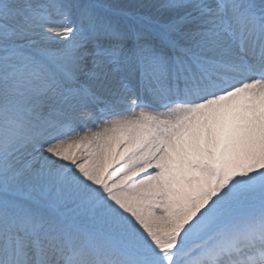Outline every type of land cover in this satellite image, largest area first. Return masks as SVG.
Segmentation results:
<instances>
[{
	"label": "rangeland",
	"instance_id": "1",
	"mask_svg": "<svg viewBox=\"0 0 264 264\" xmlns=\"http://www.w3.org/2000/svg\"><path fill=\"white\" fill-rule=\"evenodd\" d=\"M25 1L17 0L21 10L25 9ZM54 1L51 9L31 4L26 10L48 18L51 23L55 20H59V25L65 22L62 24L64 30L71 26L73 32L66 36L62 34L63 37L55 42L44 41V48L39 50L33 48L36 44H27L28 36L24 35V30H31L28 22L11 15L9 0H0V70L9 68V63L14 59L26 60L16 69L20 90L14 99L0 101V264H20L22 261L15 256V251L24 249L30 253L32 264H48L50 261L57 264H210L214 256L198 262L196 259L190 260L201 252L209 255L214 248L225 247L226 238H230L228 243L234 241L238 232H242L246 240L253 238L254 231L260 227L254 229L257 226L255 223L261 219L250 222L248 218L256 216L264 208V151L261 162H256L257 168L252 165L255 173H251L249 167L239 161L236 167L232 166L227 172H221L218 161L202 165L201 169L195 163H187L201 173L206 170L213 181L210 188L203 190V198H207L210 205L200 207L197 201L200 194L189 192L191 184L177 172H169L162 177L160 192L150 193L149 189L144 193L139 192V187H145L141 180L155 171L153 160L159 152L150 153L146 157V164L128 172L117 184L104 176L107 180L88 187L82 182L81 192H73L65 197L57 184L62 174L80 161L79 158H68L66 154L62 158L56 155L61 150L48 149L35 161L38 166L35 174L39 175L36 178L44 174L48 175V179L39 182L26 177L25 180V168L19 162L15 163L16 156L8 150V145L12 139L20 138L25 144L26 141L34 143L38 149L57 132L64 134V130L70 127L61 124L68 115V112H62L63 108L67 109L63 99L59 100V105L53 111L34 109V103L39 100L35 98L31 101L33 99L25 95L24 89L36 82L45 91L38 98L46 97L48 93L65 94V101L77 107L76 115L89 111L97 119L106 112L104 100L85 103L88 97H93L95 90L90 88L93 82L105 83L110 72L115 74V85L111 88L114 91L122 84L124 89L130 88V85L135 88L138 84L147 86V77L150 79L149 95L159 86L164 93L175 98H169L172 102L195 100L182 96H195L203 90L201 88L208 87L210 83L205 81L204 75L210 77L211 71H218L217 66L221 64L225 68L230 64L235 67L233 58L236 56L248 62L247 65L250 63L249 55L245 53L250 49H244L242 45L257 31L256 26L262 27L260 19H264V0H198L202 1L200 5L205 7L204 10L196 5L177 13L181 14L180 17L155 26L150 24L156 22L149 16L126 17L119 14L118 20L126 23L119 29L111 24V0ZM174 1L184 0H170L168 6ZM145 7L149 10V5ZM252 11L257 15L254 17L256 19L251 18ZM142 25L155 30L146 32ZM112 30L123 32L119 35L118 32L112 33ZM28 35L40 37L35 33ZM78 35L87 40V49L86 45L79 44ZM249 41H252V37ZM258 41L254 38L255 46ZM263 49L264 40L260 41V49L255 50L257 58L262 55ZM78 53L85 54L81 60H75L74 55ZM121 64L130 74H137L138 79L131 77L127 84ZM199 66L205 67L208 73L203 75ZM232 67L227 68L228 72L234 71ZM58 70L63 72V77L69 76L68 79L62 80V75H57ZM12 74L6 75L10 81ZM194 75L198 76L199 81ZM192 76L196 78L194 82L188 80ZM213 78L210 77L211 82ZM159 79H163L168 89ZM139 85L137 88H142ZM68 88L72 90L71 95ZM105 97V100L115 101L117 94L111 92ZM127 111L124 108L114 111L113 115L120 116ZM28 112L30 115H27ZM50 115L56 120L47 121ZM41 126H46V130H37ZM32 129L42 136L40 140L29 133ZM237 146L233 148L242 149L240 144ZM225 147L222 144L220 151L224 152ZM125 149L126 153L119 157L118 152V164L141 152V148L136 147L127 146ZM29 155H32L31 152ZM116 161L112 160L102 171L106 167H114ZM149 164L152 167L146 169ZM109 171L105 175L109 176ZM81 176L80 172L76 173L77 179ZM246 193L253 196L243 198ZM217 195L219 198H216ZM258 206L257 212H252ZM209 210L213 213L209 218L201 217L196 222L198 215ZM200 211L203 212L197 215ZM176 213L183 215L166 222ZM51 228L73 233L76 239L71 243L54 241ZM259 233L260 230H257L256 234ZM263 235H259V240L251 249L242 246L239 250L245 252L241 255L251 261L250 264L264 260L257 257L264 254ZM94 245L103 249L98 256ZM221 252L222 249L217 250V254ZM91 258L92 261L84 262ZM214 263L226 264L228 258L219 256Z\"/></svg>",
	"mask_w": 264,
	"mask_h": 264
},
{
	"label": "bare ground",
	"instance_id": "2",
	"mask_svg": "<svg viewBox=\"0 0 264 264\" xmlns=\"http://www.w3.org/2000/svg\"><path fill=\"white\" fill-rule=\"evenodd\" d=\"M111 1L110 7H112V9L109 10V12H111L109 16L112 18V26H118L117 29H119L121 25L123 26L126 24L118 20L117 17H119V14H125L126 17L149 16L151 20L156 22H150V24L155 26L180 17L181 14H176L184 9L195 7L196 5L201 10L205 8L203 5H200L202 1L198 0L174 1L175 3L171 2L170 6H168L170 0ZM23 3L26 6L24 7L25 9L21 10L22 7L18 5L17 0H9V12L12 16L23 18L25 23L28 22L31 30L25 29L24 32L26 34L24 35L28 36V45L32 43L36 44L33 48L42 50V48H44V45H42L44 41L55 42L63 37L61 36L62 34L66 36L68 33L73 32L71 26L64 30L62 24L65 22H60L61 24L59 25V20H55L56 22L51 23L48 18L44 19L35 13H28V10H26L31 4L36 6L42 5L51 9L52 5L55 4L54 0H26ZM148 5L149 10L145 7ZM144 27L146 28L145 31L149 33L155 30V28L150 26ZM134 29L136 32L138 31L137 28ZM117 32L116 30H112V33ZM122 32L123 31L118 32L119 35H121L120 33ZM34 33L39 34L40 37L28 35ZM78 40L80 45L87 44V40L79 35ZM226 46H228V44ZM248 46L252 49L255 48L253 42H249ZM87 47L86 45L85 49H87ZM84 55V53L75 54V60H81ZM17 56H20L19 53H17ZM233 60H235L240 67L242 74L247 72L241 57L236 56ZM25 62V59L17 58L9 63V68L4 67V69L0 70L1 102L5 99H14V96L20 90L16 78V69ZM255 64L257 65L256 62ZM120 67L123 69L122 64ZM11 72H13V74L10 81L6 75ZM123 72L124 80H128L127 84L131 80V77H134L136 80L138 79L137 74H133V76L130 74V71H126L125 69H123ZM57 75H62V80H67L69 77H63V72L59 70L57 71ZM73 75L77 76L76 74ZM248 79L249 76L245 77V75H242L241 79L237 82L238 85L229 93L224 89L213 95L208 101H198L189 104V106H179L178 103L175 102L163 105L162 102H164V99H169L170 97H168L166 93L162 91L163 88L159 86L152 90L153 94L149 95L150 79L147 77H145L146 82H148L147 86L138 84L139 87L142 88H137L138 85H136L135 88L130 85V88L124 89L125 86L122 84L119 89L114 91L111 88L115 85L113 84L116 81L115 74L114 72H110L105 83L100 84L99 82H93L92 87H90L95 90L93 97H88L85 103H93L96 99L104 100L103 104L105 105L106 112L99 119L89 111L79 116L76 115L77 107L71 105L69 101H65V94L52 95L48 93L46 97L38 98L39 94L42 93L44 89L39 86L38 82L32 83V85L26 87L24 91L26 96L33 99H30L31 101H34L35 98L39 100L38 102L36 100V103H34V109L53 111L54 108L59 105V100L63 99L67 109L63 108L62 112H68V115L66 116V120L63 122L61 121V124L63 127L65 125H70V127L64 130V134L63 132L62 134L61 132H57L38 149H36L34 143L32 144L26 141L25 144L21 142L22 139L18 138L12 139V141L9 142L8 150H11L12 155L16 156L17 161H15V163L19 162L22 168H25V180H27L26 177L28 179L34 178L38 181L48 179V175L46 176L43 173L40 178H36L39 175L35 174V169L36 167L38 168V166L35 165V161L40 154L48 149L61 150V152H57L56 155L62 158L63 154H66L68 158H79L80 161L69 170L67 169L68 171L62 174L57 184L60 187V192L63 193L61 195H66L67 197L71 196L73 192H81L82 182H84L86 187L107 179L117 184L119 179H123L128 172L135 170V168L139 167L141 164H146V157L150 156V153L159 152L158 156H155L153 160L155 171L149 173L146 175L147 178L141 180L140 183L144 184L145 187H139V192L144 193L146 192L144 190L148 189L150 193L160 192V187L163 186L161 185L162 177H165L169 172H177L181 177L186 179H184L185 181L191 184L188 188L189 192L200 194L197 200L201 204L200 207H203L205 204L210 205L207 202V198H203V190L210 188L213 183V181L210 180L209 173L206 170H203L201 173L198 168H192L188 166L187 163H195V165H198L199 169H201L202 165L208 164L211 161H218L221 166V172H227L232 166L236 167L239 161L249 167L251 173H255V168L252 165L254 164L256 167V162H261L262 159V152L264 151V83L258 82L255 79L251 81ZM224 83L228 85L226 81H224ZM165 86L166 85H164V87ZM8 92L10 93L7 96ZM71 92L72 90L68 88L69 95H71ZM87 92L92 93L91 91ZM111 92H116V100H105V95ZM69 95L67 97H69ZM137 100L139 102H137ZM160 100H162V102ZM141 101L144 103L143 105L140 104V106L139 103H141ZM124 108L128 109L126 113L120 116L113 115L114 111H119ZM27 115H30V113L28 112ZM50 119H53V121L56 120V118H52L51 115L48 116L47 121ZM41 129L46 130V126H41L37 130ZM35 131L36 129H32L29 133L35 134L34 137L40 140L42 136L38 131L34 133ZM222 144L226 146L224 152L220 151ZM239 144L242 147L241 150L233 148ZM216 145L219 149L215 147ZM118 146L120 148L117 149ZM127 146L130 148H141V152L136 156L129 157L121 164H118L116 161L118 159V152H120L118 157L123 155ZM237 148L240 149L238 146ZM29 152H31L32 155H29ZM112 160L116 161L114 162V167H106V169L102 171V169L105 168L104 166ZM50 166L55 168L54 165H48V167ZM150 167H152V164L147 165L146 169ZM107 171L110 172V175L108 174L109 176L105 175ZM79 172L82 176L77 179L76 173ZM46 174H48V172ZM104 176L107 177V179H105ZM250 196L253 195L246 193L243 195V198ZM216 198H219V195H217ZM218 200L221 201L220 199ZM258 208L259 206L252 212L257 211ZM201 212L203 211H200L197 215ZM212 214V210L206 213L204 211L198 215L196 222H199L201 217L209 218ZM182 215L177 213L173 214L166 222H172ZM262 215V221H264V209L262 210ZM142 222H144V220ZM258 225L264 226L260 225V223H258ZM51 233L55 236H51L54 241L71 243L72 240L76 239V235H73V233H64L53 228H51ZM261 233L264 234V227H261ZM242 235V232H238V237L235 242L231 240L228 243L230 238H226L225 247H216L209 255L201 252L197 257L192 258L190 262L194 259H196V262L202 261V259L207 260V258L214 256L210 264H215L214 262L219 256L225 255L228 257V263L226 264H250L251 261L241 255L245 252L239 251L243 246L241 243H246L245 240H242ZM254 241L255 238L253 237L249 242ZM244 246H248V248L251 249L249 243L244 244ZM94 247L97 256L103 252L101 246L94 245ZM218 249H222L223 252L217 254ZM50 252L52 251L50 250ZM15 253V256L22 261L20 264L33 263V260L30 259L31 256L28 255L30 253L26 249L16 250ZM234 256L238 257V260H235ZM255 258L256 256H254V259ZM15 259L14 257L13 262H15ZM232 259H234V261ZM92 260L91 258L84 262L88 263ZM99 262H101V259H99ZM48 264H57V262L50 261ZM179 264L183 263L180 262Z\"/></svg>",
	"mask_w": 264,
	"mask_h": 264
}]
</instances>
